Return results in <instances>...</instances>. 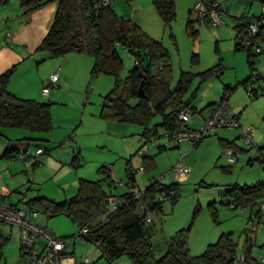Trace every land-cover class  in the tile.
Instances as JSON below:
<instances>
[{
	"label": "rangeland",
	"instance_id": "374dc122",
	"mask_svg": "<svg viewBox=\"0 0 264 264\" xmlns=\"http://www.w3.org/2000/svg\"><path fill=\"white\" fill-rule=\"evenodd\" d=\"M218 1L230 13L225 16L226 26L213 28L202 19L197 22L199 16L193 13L190 19L195 22L194 29L198 32L195 38L187 31L189 11L194 9L195 0H176V20L170 26H166L158 15L153 0H115L112 3L117 16L131 20L146 36L162 43L173 64L174 86L181 73L197 75L185 96L186 102L191 100L192 107L202 111L228 98L230 109L240 118V124L254 128V148L241 139L239 130L224 129L212 133L203 144L191 151L194 152L192 155L186 156L185 161L193 172L182 186L181 200L176 206L165 203L163 211L156 210L149 220L151 231L156 234L153 242L157 258L165 255L166 241L180 232L188 234V248L193 257L202 255L209 245L216 244L223 235H232L238 246L236 258L244 257L248 246L245 230L254 227L249 222L251 212L227 207L229 199L225 195L228 188L250 187L264 182V163L258 160L259 150L264 148V90L257 97H249L252 82L248 87L242 85L253 74L264 77V39L259 40L262 53L255 58V70L252 71L247 49L236 48L239 40L234 21L238 16L244 19L260 18L264 0L263 3L254 4L247 0ZM118 54L124 62V69L118 78L110 75L92 77V57L78 54L67 56L79 58L76 67L68 69L67 87L61 85L59 90H53L51 99L39 100L43 104H52L51 131L33 134L22 129L1 130L2 196L12 194L14 204L21 202L25 196L28 199L42 196L61 203L77 195L80 180L101 181L110 195L118 197L129 192L128 162L136 172L144 165L143 154L139 152L142 147L139 137L143 129L136 125L109 123L100 118L105 97L117 85L123 84L136 67L130 53L119 48ZM56 61L52 59L41 64L45 74L50 73ZM218 65H221V74L202 83L198 74ZM55 70L57 68L53 72ZM261 84V81L258 82L257 88H254L258 89ZM159 123L160 118H157L155 125ZM109 126H112L111 129ZM156 130L158 136L147 143L146 154L155 158L156 167L142 175L137 174L135 191L144 190L152 179L166 177L164 184L176 182L170 174L172 167L181 158L182 150L187 151L177 149L165 137L161 127ZM219 139L235 142L243 151L234 165L225 157ZM8 148L17 150L20 156L28 159H4ZM38 149L43 151L39 161L36 160ZM7 168L10 172H5ZM261 204V224L251 236L255 241L249 252L251 262L258 264H264V200ZM35 209L39 211L38 222L56 237L64 239L71 261L89 259L91 264H108L99 248L79 236V229L67 216L52 217L41 209ZM0 231L12 236L3 257L0 256V264H26L19 250L18 228L0 223ZM114 264L131 262L127 257H122Z\"/></svg>",
	"mask_w": 264,
	"mask_h": 264
},
{
	"label": "trees",
	"instance_id": "16d2710c",
	"mask_svg": "<svg viewBox=\"0 0 264 264\" xmlns=\"http://www.w3.org/2000/svg\"><path fill=\"white\" fill-rule=\"evenodd\" d=\"M11 1L0 0V5H7ZM18 1L25 16L42 9L50 2L57 3L53 25L40 46V50L46 52L50 58H63L72 54L87 55L94 59L92 77L110 75L118 78L124 69V62L118 54V49L123 48L134 57L136 67L130 71L123 84L117 85L115 90L105 97L100 118L107 122L141 127L143 133L140 135L142 144L140 153L154 136H158L157 127L164 130L165 137L170 132L197 131L204 121L212 116L219 104H211L205 110L198 111L192 107L191 100L186 102L185 96H187L197 75L181 73L177 85L174 86L173 64L167 50L161 42L146 36L131 20L117 16L112 9V3L115 0H112L111 5L101 8L97 6L96 0ZM127 1L132 2L133 0ZM197 1L195 0V4ZM207 1L220 4L218 0ZM247 1L251 4L263 3V0ZM153 6L166 26H170L176 20V0H153ZM193 13V10L189 11L187 31L195 38L198 32L194 29L193 24L195 22L190 19ZM229 14L228 10V16ZM261 17L264 19V15ZM240 18L244 21L249 20L242 16L234 19L237 24V39L239 40L236 48L247 49L248 61L253 71L255 70V58L258 55L253 53L251 47H246L241 42V33L246 25L238 23ZM200 19H197V22H200ZM204 21L209 24L207 19ZM14 73L15 68L0 77V132L5 128L27 130L33 134L51 131L50 108L52 105L43 104L36 100L22 99L12 94L9 91V84ZM220 74L221 65H218L198 74V76L204 83L210 77ZM252 79L253 76L242 85L248 87ZM142 83H144V98L139 97ZM256 91L257 89H254L253 97L258 96ZM262 92L263 90H261ZM227 100L228 98H223L221 102ZM134 101L136 103H133ZM182 105L194 108L198 114L194 122L187 124L179 119V109ZM207 112H210V115L204 118V114ZM157 118H160V123L155 125ZM236 118L239 121L240 118L237 116ZM197 120L201 121L200 125L197 128L190 127ZM212 133L196 144L190 142L177 144L169 137L166 138L177 147L187 143L196 149ZM220 143L224 153L228 149H238L241 154L243 153L235 142L228 143L220 140ZM141 154H143L144 172L151 168L154 169V159L146 155L147 153ZM19 156L17 150L8 148L3 157L12 161L18 159ZM259 156L258 160L264 163V148L259 150ZM137 174L131 162H128L127 177L129 181L127 186L130 190L119 197L110 195L104 189V184L101 181L80 180L77 195L64 202L57 203L42 196L31 199L25 196L24 199H27V203L33 208L41 209L52 217L67 216L79 229V236L99 248L103 259L108 264H114L122 257H127L131 264H238V257L236 258L237 244L232 235L221 236L218 242L210 245L202 255L193 257L188 248V234L180 232L170 239L165 255L157 258L153 235L150 230L151 225L149 224L151 214L156 210L163 211L164 204L167 202L176 206L182 198V186L188 180L181 183L176 180L174 183L164 184L157 179H152L145 188L143 199V204L150 212V218L147 220L140 212L138 201L134 199L137 192L135 191ZM225 197L229 199L227 200V207L233 210L247 208L251 212L249 222L256 226L261 224L262 211H257L255 208L264 200V182L250 187L234 186L228 188ZM9 200L13 202L12 194L9 196ZM113 201L118 204V207L116 211L112 212L111 202ZM18 204L13 205L18 206ZM84 229L89 231L87 238L82 236ZM255 232L254 227L245 230L248 244L245 257L248 264H250L249 252L254 247L255 241L251 235ZM7 240L0 234V252H2ZM66 257L68 258L67 253Z\"/></svg>",
	"mask_w": 264,
	"mask_h": 264
},
{
	"label": "built area",
	"instance_id": "2783aa9c",
	"mask_svg": "<svg viewBox=\"0 0 264 264\" xmlns=\"http://www.w3.org/2000/svg\"><path fill=\"white\" fill-rule=\"evenodd\" d=\"M97 6L107 7L111 5L112 0H96ZM193 12L199 16L202 20H208L209 24L213 28H222L226 26L225 16L228 15V10L217 2L209 3L207 0H198L194 6ZM264 15V9L263 14ZM239 24L246 25V28L241 33V42L246 47H251L255 55L262 53L259 47V40L264 39V19L260 17L258 19H249L248 21L241 20ZM11 35L7 36V40H11ZM261 81V85L257 89L258 95L261 90H264V77L259 74H253L252 79V91H248L249 97H253L254 87ZM60 85V78L58 74L53 75L47 84L42 89V96L46 99L50 97L53 90H57ZM257 88V87H256ZM198 114L194 111V108L182 105L179 109V119L184 123L194 122ZM218 129H237L241 132V139L249 146L256 147L254 142V128L243 127L236 116L233 114L228 100L219 103L212 116L205 120L202 126L197 131H182V132H170L166 134L171 140L180 144L182 142L199 143L207 135ZM141 153H147V146H144ZM43 151L38 150L36 153V160L39 161ZM226 157L230 164L234 165L241 152L238 149H228L226 151ZM26 156H19L18 160H26ZM144 168L138 169L137 173L142 174ZM191 173V169L183 163H178L173 167L171 175L175 177L178 182H185L188 180ZM168 174V175H170ZM166 177H162L159 182H163ZM145 189L137 191L134 195V199L138 201L140 205V212L148 220L150 218V212L147 210L145 204H143ZM9 194L5 197L0 196V223L7 224L11 227H16L20 233V250L22 259L26 264H91L89 259L74 260V263L66 257V245L62 238L56 237L45 226L38 222L39 213L33 208L27 199H24L18 206H14L9 200ZM164 199V197H163ZM112 212L117 210V203L111 202ZM257 211L263 210V205L256 207ZM254 209V210H255ZM247 208H242V211H246ZM255 216V215H254ZM256 219V217H254ZM255 225V224H254ZM256 229L257 226L255 225ZM257 231V230H255ZM88 229L82 231V236L87 238ZM252 236V235H251ZM238 264H248L246 257H239Z\"/></svg>",
	"mask_w": 264,
	"mask_h": 264
},
{
	"label": "crops",
	"instance_id": "0c3cea01",
	"mask_svg": "<svg viewBox=\"0 0 264 264\" xmlns=\"http://www.w3.org/2000/svg\"><path fill=\"white\" fill-rule=\"evenodd\" d=\"M56 10H57V3L50 2L42 9L28 16H25L19 1L12 2L9 5L0 6V77L3 74H5L7 71L15 68V73L9 84V91L19 98L36 100V101H39L40 98L41 100H45L46 98L42 96V89L45 86V84L48 83L49 79L53 75L58 74L60 78V85L57 90L61 88V85L67 87L68 69L69 68L71 69L72 67H76V65L79 63V58H70L67 56L64 57L65 58L64 60H58V58H56L57 61L55 62L53 69L57 68V70L53 72L52 69L50 73L47 74H45L44 72V68H43L44 66L41 64L43 62H46L47 60H52L53 58H50V56L46 52L41 51L40 46L53 25L54 18L56 15ZM8 35H11L12 37L11 40H7ZM52 93L53 91L51 92V94ZM51 94L48 99H51ZM209 113L210 112L205 113L204 118L208 117L210 115ZM109 123H113V122H109ZM200 123L201 121L197 120L195 123H192L190 127L197 128L200 125ZM111 127L112 126H109V129H111ZM226 142L229 143L230 141H226ZM182 145H180L182 148L179 146L177 147V149L180 150L186 149L187 151L184 152V150H182L183 154H181V158L178 160L176 165L181 162L184 165L191 168V166H189L186 163L185 158L186 156L192 155L194 153V152L191 153V151L194 148L192 145L187 143ZM220 145L223 148L221 143ZM160 149L164 150L163 147H160ZM149 155L150 154H148V156ZM152 158L154 159L153 163L155 165V158L154 157ZM176 165H174V167ZM5 172H10V169L7 168ZM7 194H5V196ZM0 196L2 195L0 194ZM151 233L154 239L156 237L155 236L156 234L155 232L153 233L152 231ZM0 234L4 239H8L7 241H5L6 244L10 240V237L12 238L11 235H8L2 231H0ZM18 237L20 241V233L18 234ZM169 241H170L169 239L166 241V251L168 248ZM5 249H6V245L2 249V252H0V256L3 257L4 255L3 252L5 251ZM66 253L69 254L67 247H66ZM67 259L70 261V263H74V261H71L69 257ZM249 263L255 264L251 262L250 258H249Z\"/></svg>",
	"mask_w": 264,
	"mask_h": 264
},
{
	"label": "water",
	"instance_id": "95a60500",
	"mask_svg": "<svg viewBox=\"0 0 264 264\" xmlns=\"http://www.w3.org/2000/svg\"><path fill=\"white\" fill-rule=\"evenodd\" d=\"M141 76H143V75L141 74ZM143 86H144V83H142V85L140 87V91H139V97L140 98H144V96H145ZM50 105H52V104H50Z\"/></svg>",
	"mask_w": 264,
	"mask_h": 264
}]
</instances>
